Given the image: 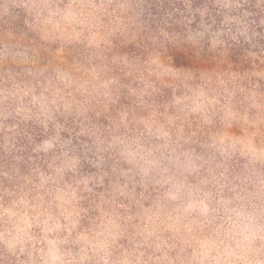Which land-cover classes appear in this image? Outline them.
Returning <instances> with one entry per match:
<instances>
[{
  "label": "clouds",
  "instance_id": "clouds-1",
  "mask_svg": "<svg viewBox=\"0 0 264 264\" xmlns=\"http://www.w3.org/2000/svg\"><path fill=\"white\" fill-rule=\"evenodd\" d=\"M0 264H264V0H0Z\"/></svg>",
  "mask_w": 264,
  "mask_h": 264
}]
</instances>
